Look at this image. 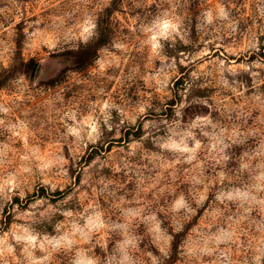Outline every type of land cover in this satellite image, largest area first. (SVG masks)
I'll list each match as a JSON object with an SVG mask.
<instances>
[{
    "label": "rangeland",
    "instance_id": "374dc122",
    "mask_svg": "<svg viewBox=\"0 0 264 264\" xmlns=\"http://www.w3.org/2000/svg\"><path fill=\"white\" fill-rule=\"evenodd\" d=\"M264 0H0V264H263Z\"/></svg>",
    "mask_w": 264,
    "mask_h": 264
},
{
    "label": "trees",
    "instance_id": "16d2710c",
    "mask_svg": "<svg viewBox=\"0 0 264 264\" xmlns=\"http://www.w3.org/2000/svg\"><path fill=\"white\" fill-rule=\"evenodd\" d=\"M264 264V263H263Z\"/></svg>",
    "mask_w": 264,
    "mask_h": 264
}]
</instances>
